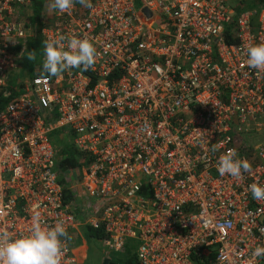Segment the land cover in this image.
Masks as SVG:
<instances>
[{"label":"built area","instance_id":"obj_1","mask_svg":"<svg viewBox=\"0 0 264 264\" xmlns=\"http://www.w3.org/2000/svg\"><path fill=\"white\" fill-rule=\"evenodd\" d=\"M34 1L0 0V89L26 50ZM228 1L46 3L44 41L87 38L95 63L22 81L0 111V230L26 234L38 215L69 237L100 230L112 252L136 241L138 264H264L252 256L264 201L249 191L264 185V140L249 139L264 129V71L246 64L264 42V3ZM60 129L81 162L68 203L50 141ZM232 149L251 164L239 179L216 167ZM62 239L60 264H78Z\"/></svg>","mask_w":264,"mask_h":264},{"label":"clouds","instance_id":"obj_2","mask_svg":"<svg viewBox=\"0 0 264 264\" xmlns=\"http://www.w3.org/2000/svg\"><path fill=\"white\" fill-rule=\"evenodd\" d=\"M76 0H51L50 7L60 12L71 9ZM85 7H91V0H78ZM66 41V45L64 43ZM248 67L264 71V42L254 43L246 48ZM96 49L87 38L65 36L44 43L42 71L47 76H59L71 68L87 72L95 63ZM217 170L221 176L242 178L244 172L251 171L247 159L238 157L232 149L219 156ZM19 173V169L16 170ZM252 198L264 201V185L254 182L249 185ZM70 238L63 222L54 226H43L38 215L31 220V228L26 234L10 235L0 230V264H60L64 253L63 239ZM252 256L264 257V245L257 246Z\"/></svg>","mask_w":264,"mask_h":264},{"label":"trees","instance_id":"obj_3","mask_svg":"<svg viewBox=\"0 0 264 264\" xmlns=\"http://www.w3.org/2000/svg\"><path fill=\"white\" fill-rule=\"evenodd\" d=\"M33 5V17L31 18V31L30 37L27 42L26 50L19 62L18 68L21 69L25 79H35L41 77H54L47 76L42 71V62L44 59V38L41 35V29L43 28L40 23L41 17L46 14L45 7L46 3L49 4V0H35ZM259 4L264 3V0H258ZM79 5L78 0L74 3ZM24 91V85L22 81L10 80L8 85L0 89V111L3 110L13 99L22 95ZM57 115L54 114L52 117V122H55ZM50 141L54 148L56 157H55V167L57 171L63 176L70 175V181H66L64 177L58 179L59 184L63 187L64 190V199L68 203L72 199V193L69 187L74 184L72 181V174L74 171L78 170L81 166L79 155L74 151L72 146V137L67 129L55 130L50 135ZM245 144V145H244ZM244 150H252L246 142L244 143ZM87 235L89 238L95 240L103 241L106 236L102 234L100 230H93L87 228ZM136 241H127L123 251V259H119L115 264H138L136 258L137 250Z\"/></svg>","mask_w":264,"mask_h":264},{"label":"rangeland","instance_id":"obj_4","mask_svg":"<svg viewBox=\"0 0 264 264\" xmlns=\"http://www.w3.org/2000/svg\"><path fill=\"white\" fill-rule=\"evenodd\" d=\"M236 6V3L232 0H229L227 3L228 9H234ZM23 71L19 68L15 69L8 75V79L15 81L17 78L20 81L26 80L23 73ZM264 122V121H263ZM249 139L253 142L254 145H258L260 142L264 140V129L257 134H251ZM56 172L58 173V179L61 177H64L66 181H70V175L63 176V174L59 173L55 167ZM79 202V201H77ZM85 233V232H84ZM88 233H85V239L87 244V254L82 262V264H103L104 260H109L110 262L114 263L119 260L123 259V251L121 252H112L108 246L105 245L104 242L100 240H95L89 238L87 235ZM84 239V240H85Z\"/></svg>","mask_w":264,"mask_h":264},{"label":"crops","instance_id":"obj_5","mask_svg":"<svg viewBox=\"0 0 264 264\" xmlns=\"http://www.w3.org/2000/svg\"><path fill=\"white\" fill-rule=\"evenodd\" d=\"M84 232L87 233V228L79 225L75 228V230H72L69 238L72 253L76 257L78 264H82L86 257L88 249Z\"/></svg>","mask_w":264,"mask_h":264},{"label":"water","instance_id":"obj_6","mask_svg":"<svg viewBox=\"0 0 264 264\" xmlns=\"http://www.w3.org/2000/svg\"><path fill=\"white\" fill-rule=\"evenodd\" d=\"M147 17H150L151 15L149 14V12L147 11V10H143L142 11ZM103 264H114V263H112V262H110L109 260H104L103 261Z\"/></svg>","mask_w":264,"mask_h":264}]
</instances>
